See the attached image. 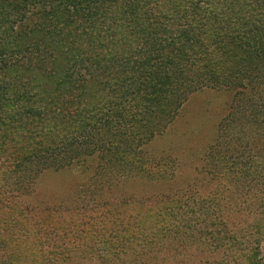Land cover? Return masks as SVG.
I'll return each mask as SVG.
<instances>
[{
  "label": "rangeland",
  "instance_id": "374dc122",
  "mask_svg": "<svg viewBox=\"0 0 264 264\" xmlns=\"http://www.w3.org/2000/svg\"><path fill=\"white\" fill-rule=\"evenodd\" d=\"M92 1L0 0V262L5 256L11 264H246L240 246L227 240L243 230L246 216L227 192L236 183L225 177L223 189L211 171L202 170L217 132L224 134L220 125L234 92L245 87L181 94L194 74H207L204 58L217 65L214 73L234 63L242 71L231 46L240 31L217 26L229 17L222 1L202 0L200 7L217 20L195 13L191 0ZM258 13L249 15L264 30V7ZM235 22L250 28V17L239 15ZM165 35L190 44L184 51L167 48ZM26 36L27 49L14 47ZM120 97L119 106L114 99ZM167 97L179 107L160 134ZM251 98L256 94L241 98L249 110ZM122 108L128 114L120 118ZM66 127L69 142L117 132L123 151L125 144L133 148L126 161L149 163L157 181L116 180L107 174L109 167L99 170L105 161L96 154L74 163L72 172L49 170L37 182L28 179L20 160L40 152L43 143L67 144ZM119 202L126 204V214L109 219L114 213H105V206L112 212L110 206ZM61 216L64 224L50 223L49 217ZM259 256L264 257V240Z\"/></svg>",
  "mask_w": 264,
  "mask_h": 264
},
{
  "label": "trees",
  "instance_id": "16d2710c",
  "mask_svg": "<svg viewBox=\"0 0 264 264\" xmlns=\"http://www.w3.org/2000/svg\"><path fill=\"white\" fill-rule=\"evenodd\" d=\"M174 1L177 2V4L182 3V0ZM191 1V9H193L195 13L203 15L204 17H210L212 19L217 18L216 14H211L209 10L200 8L202 6V0ZM217 1L223 2L221 6L223 12L229 16L228 20L224 21L216 19L217 26L223 29L227 28L230 33L236 29H238L241 33H236V41L234 45H230L233 47V51H237V58L234 57V61L237 59L240 61L241 65L238 66L242 71H237L238 63H234L231 67L223 68V71L225 72H222V74L219 72L214 73L215 70L213 69H216L217 65L215 63H210L211 58H204L203 62H208V65H206L205 68L207 69L206 73L215 78L213 79L209 75L203 73L194 74L188 80L184 91H182L181 94L182 97L186 98L188 95L195 92L197 93L201 90L217 89L218 87L230 89L236 87H245V91L234 92V96L231 100V103H233H230L228 108L229 113L225 118L224 123L220 125L221 134H223V132L224 134L221 137H218V134L220 133L217 132V137L213 145L208 147L207 152L204 154V164L202 170H208L209 172L211 171L215 177L218 178L217 180L219 182V186L222 185V183H226L225 177L227 179L233 180L236 183V187H232L234 192L228 191L230 188L227 189L226 186L222 185V187L223 189H227V192L232 194L233 201H235V204L240 207L241 211L243 212L242 214H245L246 216L244 218L245 221L243 230H240L241 232L239 233H237L236 230L234 235L228 237L227 240L228 243L240 246L239 249L240 251L244 252L243 254L246 258V264H263L264 257L259 255L260 246L262 240H264V30H259V28H257L260 22L258 20L254 21L253 18L255 16L249 15V13L252 12L254 15L259 14L258 9L260 7H264V0ZM92 2L95 4V1ZM12 6L17 8L15 4H12ZM213 13L215 12L213 11ZM187 14L188 11L185 10L183 15L186 16ZM239 15L243 17H250V28H248L247 23L244 22H242L239 27H235L236 22L234 24V20L237 19ZM68 19L69 18H67V20ZM241 20H243V18ZM256 23L257 25L253 26V24ZM34 32L35 31L32 28L31 33ZM165 36L166 39L164 40V45L167 48L177 47L180 48V51H184L186 50L187 45L190 44L188 41L182 42L178 37L173 38L168 37V35ZM30 45L31 40L28 36H26L25 42H21L20 45H16L14 47L27 49ZM225 52V54H228L227 50ZM239 52L243 54L241 59H239ZM33 53V59H36L39 52L35 50ZM230 55L231 54H229V56ZM25 59L26 56L23 57V63L26 62ZM71 61L74 60L71 59ZM129 63V60H124L125 65H128ZM108 69L109 65H106V70ZM13 71L15 73V87L18 70L15 67ZM243 73H245L246 76L241 75ZM123 81L130 84V79L124 78ZM37 90L40 91L38 87ZM233 90L235 91L236 89ZM114 91H112L113 94L115 93ZM248 93L256 94V100L253 98L249 100L250 105H248L251 110H249L247 105L246 107L242 105L243 102L241 98ZM168 95L170 97L169 93ZM126 98L127 95L125 94L124 99L126 100ZM32 99H34V90L30 101ZM164 99V107L166 108V113L164 112V115H166V124L158 127L161 131L160 134H163V130L171 125V123L176 118L177 110H175L174 107L176 105L179 107V103H177L175 99ZM257 99L259 104L254 106L255 102H257ZM114 100L117 105H121L120 100H122V97ZM161 101L162 100H159V103H161ZM122 114L127 115L128 111L125 110V108H122L118 113L120 118H122ZM61 121L63 122V120ZM97 123L98 122L96 121L93 122V124ZM63 124L65 125L66 123L63 122ZM140 124L141 122H138L137 127H139ZM66 128L68 131V134H66L67 144L62 141L57 143L58 146L53 147L51 143H43L40 145V152L31 156H24L20 160L18 167H20L21 172H23L28 179H36L37 182V180L49 170H55L54 172L59 173L66 172L68 170L72 172L74 170V163L83 157L85 158L96 154L95 157L102 158L101 160L105 161L99 170H101V172H107L109 167V169L112 171L109 173L107 172V174L110 175V173H112V177L116 180H123L124 178H128L129 180H142L144 177L149 181H157L156 172L153 171L152 167L148 168L149 163L133 164L130 161H126L128 156L127 152L131 151L130 149L132 147H130L128 144H125V149L127 151H123L124 149L119 146V143L116 139L117 132H113V135L110 134L105 139H101L98 136L97 139L87 138V140L85 139V141H81L78 137H76L73 138L71 142H69L71 138V136H69L70 129L68 127ZM139 128L141 131L144 130L143 125H141ZM124 131L125 133H122L121 136L125 139L129 137V133L126 129ZM151 135H153L152 132L149 133V137H151ZM228 149H230L229 154H227ZM225 159L226 161H224L223 164L221 161ZM122 160H125V162ZM153 162L156 166H158V161L153 160ZM111 163L116 164L117 168L115 170L117 171L113 170L115 167L111 166ZM160 173L162 176L166 175L164 170H161ZM222 173H226V175L223 176ZM164 179L167 180L166 178ZM162 182L165 181L163 180ZM245 185L246 188H248L246 189L247 193L240 192V187ZM172 196L174 200L177 198L175 193H173ZM160 200L161 198H158V201ZM119 203L121 204L118 205L115 203L114 206H110L112 209H114L112 212L108 211L111 209L108 207L109 205L105 206V213H114L109 214L111 215L109 216V219H112L116 216H121L124 213L126 214V211L128 210L126 204L124 202ZM142 207L143 206H140L138 208ZM84 211L88 212L89 210L85 209ZM103 211L105 210L103 209ZM130 211H133V209H130ZM49 220L48 221L50 223L57 227L58 224H64L63 221H65V218L63 216L56 219L49 217ZM1 243V245H3L5 242L1 241ZM1 259H3V261L9 259L7 262L1 261V264H11L13 262L10 260V257L6 258L3 256Z\"/></svg>",
  "mask_w": 264,
  "mask_h": 264
}]
</instances>
